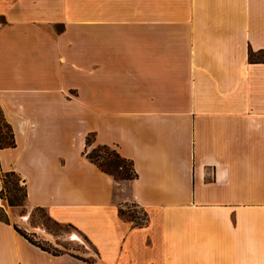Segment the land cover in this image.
Segmentation results:
<instances>
[{"label":"crops","instance_id":"obj_1","mask_svg":"<svg viewBox=\"0 0 264 264\" xmlns=\"http://www.w3.org/2000/svg\"><path fill=\"white\" fill-rule=\"evenodd\" d=\"M0 116V172L94 255L0 219V264H264V0H0Z\"/></svg>","mask_w":264,"mask_h":264},{"label":"rangeland","instance_id":"obj_2","mask_svg":"<svg viewBox=\"0 0 264 264\" xmlns=\"http://www.w3.org/2000/svg\"><path fill=\"white\" fill-rule=\"evenodd\" d=\"M86 139L89 143L92 142V137ZM10 141V129L0 116V145H7ZM17 179L18 177L0 172V219L6 218L52 255L67 254L82 262L91 261L94 257L93 250L76 230L67 225L53 223L44 210L27 208L23 199L24 184L21 179ZM13 198H17L18 204L22 206H11L9 201ZM129 215L134 217L135 222L141 224L144 221L142 213L134 207H128L125 218ZM32 230H37L44 238L34 237Z\"/></svg>","mask_w":264,"mask_h":264},{"label":"trees","instance_id":"obj_3","mask_svg":"<svg viewBox=\"0 0 264 264\" xmlns=\"http://www.w3.org/2000/svg\"><path fill=\"white\" fill-rule=\"evenodd\" d=\"M87 137H92V136H87ZM85 141H86L85 142L86 146H90V144L93 143V142L89 143L88 139H86ZM12 147H14L12 135H11L10 143H8L7 145H0V149H2V148H12ZM86 158L90 161V163L94 164L101 172H103L106 175L112 177V179L114 181H116V182L130 181V180H134L136 178V173H135V171L133 169L132 162L122 158L118 154V152L115 149H113V148H110V147H107V146H96L90 152H88L86 154ZM9 174L11 176L18 177L14 173H9ZM18 179H20V178L18 177ZM23 192H24L23 199H24V202H26V189H25V187L23 189ZM17 201H18L17 198H13V199H11L9 201V203H10L11 206H22V205L18 204ZM119 214H120L121 217H124V218L126 216V212L121 210V209L119 210ZM128 217L131 218V219H134V217H132L130 215ZM1 220H3L4 222L8 223L6 218L5 219H1ZM53 223H55V222H53ZM136 223L140 224L138 222H136ZM14 229L20 236L25 238L29 243H31L32 245L40 248L43 251H46V250H44L43 247H41L39 244L34 242L30 238V236L28 234L20 231L15 226H14Z\"/></svg>","mask_w":264,"mask_h":264},{"label":"bare ground","instance_id":"obj_4","mask_svg":"<svg viewBox=\"0 0 264 264\" xmlns=\"http://www.w3.org/2000/svg\"><path fill=\"white\" fill-rule=\"evenodd\" d=\"M76 237V236H75Z\"/></svg>","mask_w":264,"mask_h":264}]
</instances>
